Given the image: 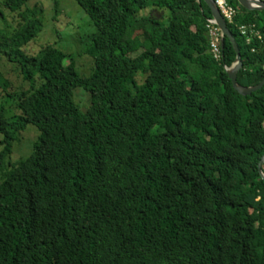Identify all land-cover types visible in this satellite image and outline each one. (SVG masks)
Segmentation results:
<instances>
[{"label": "trees", "instance_id": "1", "mask_svg": "<svg viewBox=\"0 0 264 264\" xmlns=\"http://www.w3.org/2000/svg\"><path fill=\"white\" fill-rule=\"evenodd\" d=\"M30 1L1 3L17 21L0 52L30 86L8 94L17 115L0 105V264H264V87L234 89L237 54L225 38L212 55L205 1L77 0L97 27L86 76L54 45L29 51ZM227 2L238 83L257 86L264 10ZM29 125L30 154L7 161Z\"/></svg>", "mask_w": 264, "mask_h": 264}, {"label": "rangeland", "instance_id": "2", "mask_svg": "<svg viewBox=\"0 0 264 264\" xmlns=\"http://www.w3.org/2000/svg\"><path fill=\"white\" fill-rule=\"evenodd\" d=\"M2 1L0 0V11L3 12L0 29H6L7 32H10L16 24L17 17L10 15V12L2 6ZM57 1L58 5L53 0H31L28 4V8L43 9L42 32L34 41L37 45L28 47V49L30 52L36 53L39 48L46 44L54 45L57 49L64 51L65 54L72 56L76 71L80 75L86 76L92 69V60L85 53L86 46L91 35L97 31V27L77 0ZM18 67V64L12 63L8 57L0 52V105H4L11 115H17V112L8 94L10 97H14L30 86ZM73 100L82 111H85L90 103V94L77 87L73 91ZM38 133V130L31 125L20 132L19 140L12 144L11 154L7 161L13 163L27 157Z\"/></svg>", "mask_w": 264, "mask_h": 264}, {"label": "water", "instance_id": "3", "mask_svg": "<svg viewBox=\"0 0 264 264\" xmlns=\"http://www.w3.org/2000/svg\"><path fill=\"white\" fill-rule=\"evenodd\" d=\"M204 1L207 4V6L210 8L212 17L216 21L217 26L223 32L224 37L221 43L222 48H224L225 38H228L231 41L235 49V52L237 54L236 62L231 67V69L227 70L229 78L233 83L234 89L243 97H247L255 92H258L264 87V80L259 85L254 86V87H243L239 85L237 77H238L239 71L243 68V61H242L241 50L239 48V45L236 39L234 38V36L232 35L230 29L228 28V24L226 20L224 19V17L221 15L220 11L218 10L215 0H204ZM237 1L240 3L242 7H244L245 9L249 11H254V10L263 11L264 10V2L260 0H237ZM263 167H264V158L259 166V170L264 179Z\"/></svg>", "mask_w": 264, "mask_h": 264}, {"label": "built area", "instance_id": "4", "mask_svg": "<svg viewBox=\"0 0 264 264\" xmlns=\"http://www.w3.org/2000/svg\"><path fill=\"white\" fill-rule=\"evenodd\" d=\"M216 5L223 17L227 21L231 22L236 14V11L229 6L227 0H216ZM207 28L209 30L208 34L211 41L212 54L214 55L215 59L220 60L222 57L221 42L223 40L224 35L217 27L216 21L214 19H208ZM241 31L243 35L247 34V30L245 27H243ZM226 70H228V68H226Z\"/></svg>", "mask_w": 264, "mask_h": 264}, {"label": "clouds", "instance_id": "5", "mask_svg": "<svg viewBox=\"0 0 264 264\" xmlns=\"http://www.w3.org/2000/svg\"><path fill=\"white\" fill-rule=\"evenodd\" d=\"M215 3H216V0H215ZM217 6V5H216ZM218 8V7H217ZM219 10V9H218ZM220 11V10H219ZM221 13V12H220ZM222 15V14H221ZM223 16V15H222ZM212 19H213V17H212ZM225 19V18H224ZM226 20V19H225ZM226 22H229V21H227L226 20ZM218 27V26H217ZM219 28V27H218ZM219 30H220V28H219ZM221 31V30H220ZM222 32V31H221ZM223 33V32H222ZM223 41V40H222ZM222 43V42H221ZM221 48H222V45H221ZM211 49V48H210ZM222 50H223V48H222ZM226 68H228V67H226ZM225 68V69H226ZM228 69H231V68H228ZM227 71V70H226Z\"/></svg>", "mask_w": 264, "mask_h": 264}]
</instances>
